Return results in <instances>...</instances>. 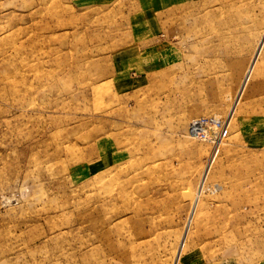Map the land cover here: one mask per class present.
Masks as SVG:
<instances>
[{
    "label": "rangeland",
    "instance_id": "rangeland-1",
    "mask_svg": "<svg viewBox=\"0 0 264 264\" xmlns=\"http://www.w3.org/2000/svg\"><path fill=\"white\" fill-rule=\"evenodd\" d=\"M0 264H264V0H0Z\"/></svg>",
    "mask_w": 264,
    "mask_h": 264
},
{
    "label": "built area",
    "instance_id": "built-area-1",
    "mask_svg": "<svg viewBox=\"0 0 264 264\" xmlns=\"http://www.w3.org/2000/svg\"><path fill=\"white\" fill-rule=\"evenodd\" d=\"M214 123V120L211 118L200 117L194 119L190 124V132L194 136H205L206 133L209 131L211 125Z\"/></svg>",
    "mask_w": 264,
    "mask_h": 264
}]
</instances>
